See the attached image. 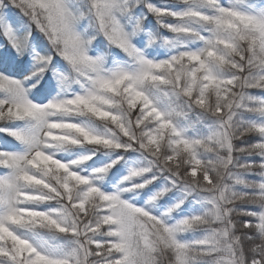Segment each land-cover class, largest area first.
I'll return each instance as SVG.
<instances>
[{"label": "snow or ice", "instance_id": "snow-or-ice-1", "mask_svg": "<svg viewBox=\"0 0 264 264\" xmlns=\"http://www.w3.org/2000/svg\"><path fill=\"white\" fill-rule=\"evenodd\" d=\"M0 37V264H264V0H0Z\"/></svg>", "mask_w": 264, "mask_h": 264}, {"label": "trees", "instance_id": "trees-1", "mask_svg": "<svg viewBox=\"0 0 264 264\" xmlns=\"http://www.w3.org/2000/svg\"><path fill=\"white\" fill-rule=\"evenodd\" d=\"M151 24L154 25L155 21L154 20L151 21ZM5 44H6V41L2 37H0V50H3ZM0 139H2V136H0Z\"/></svg>", "mask_w": 264, "mask_h": 264}]
</instances>
